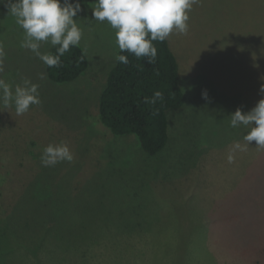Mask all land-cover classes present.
<instances>
[{
  "label": "rangeland",
  "instance_id": "374dc122",
  "mask_svg": "<svg viewBox=\"0 0 264 264\" xmlns=\"http://www.w3.org/2000/svg\"><path fill=\"white\" fill-rule=\"evenodd\" d=\"M6 4L0 79L38 84L40 104L21 116L0 104V264H264V147L243 140L252 125L230 126L262 98L264 0H197L187 35L167 38L186 98L156 156L99 121L119 48L95 3L74 18L89 69L68 84L21 48ZM62 141L73 160L44 167L42 150ZM5 241L17 252L1 256Z\"/></svg>",
  "mask_w": 264,
  "mask_h": 264
},
{
  "label": "clouds",
  "instance_id": "9594fccd",
  "mask_svg": "<svg viewBox=\"0 0 264 264\" xmlns=\"http://www.w3.org/2000/svg\"><path fill=\"white\" fill-rule=\"evenodd\" d=\"M196 2L197 0H96L92 16L94 21H107L115 30V44L120 52H129L137 58L147 57L148 63L152 64L157 56V48L153 42H163L174 32L187 35L188 13ZM0 3H5V0H0ZM6 7L9 15L23 29L21 48L32 51L48 67H59L60 57L70 50V46L80 45L83 32L74 19L83 10L80 0H63V3L61 0H7ZM42 43L55 47L57 54L41 53ZM116 60L123 64L129 62L125 55H117ZM40 78L43 79L44 74ZM38 88V84L25 78L13 91L11 85L0 79V104L4 108L14 106L16 115L21 116L29 111L30 106L40 104ZM259 95L262 98L251 111L245 113L238 108L230 116L232 128L252 125L243 140L247 144L255 141L257 148L264 147V84L259 89ZM202 98H209L206 90L202 93ZM157 99H162L159 91L151 99L145 97L144 102L155 104ZM240 147V143L236 142L234 148ZM72 160L71 150L63 141L46 146L40 157L44 167ZM228 161H233L231 152Z\"/></svg>",
  "mask_w": 264,
  "mask_h": 264
},
{
  "label": "trees",
  "instance_id": "16d2710c",
  "mask_svg": "<svg viewBox=\"0 0 264 264\" xmlns=\"http://www.w3.org/2000/svg\"><path fill=\"white\" fill-rule=\"evenodd\" d=\"M63 1V0H62ZM75 2V0H73ZM96 0H80L81 5L93 4ZM157 56L148 63L147 57L125 55L128 63L116 62L109 73L107 84L99 103V121L115 136H133L141 148L150 156L162 153L170 142L169 114L185 105V94L180 85L179 64L166 39L154 41ZM58 47V46H57ZM51 54H57L53 47ZM59 67H48V79L56 84H68L78 80L90 66L84 49L70 46V50L60 57ZM162 93V99L155 104L145 103L155 92ZM9 256L17 252L11 248V241H5Z\"/></svg>",
  "mask_w": 264,
  "mask_h": 264
}]
</instances>
